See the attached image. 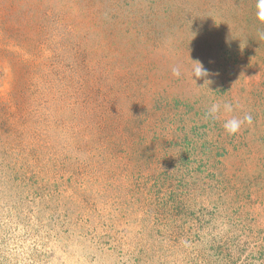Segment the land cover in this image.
<instances>
[{
    "label": "rangeland",
    "instance_id": "obj_1",
    "mask_svg": "<svg viewBox=\"0 0 264 264\" xmlns=\"http://www.w3.org/2000/svg\"><path fill=\"white\" fill-rule=\"evenodd\" d=\"M257 12L0 0V264H264Z\"/></svg>",
    "mask_w": 264,
    "mask_h": 264
},
{
    "label": "clouds",
    "instance_id": "obj_2",
    "mask_svg": "<svg viewBox=\"0 0 264 264\" xmlns=\"http://www.w3.org/2000/svg\"><path fill=\"white\" fill-rule=\"evenodd\" d=\"M257 7H258V12H257L258 19L264 22V0H257ZM191 61L193 62L191 68L189 69L191 80L195 84H196V79H200V78H204V82L205 81L210 82L208 78H210L213 75L212 71L208 68H205L202 62L198 60H191ZM181 74L182 72L180 66H174L172 68L173 76L180 77ZM194 77L196 79H194ZM221 107H223V111L225 113H231L233 111V106L230 103H224L222 106L220 103H214L208 109V115L213 119L218 118V114L221 111ZM252 122H253V118L251 114H245L243 118H238L236 116H233L230 119L225 120V122L223 123V128L228 135H234L240 131L241 127L244 124L251 125Z\"/></svg>",
    "mask_w": 264,
    "mask_h": 264
}]
</instances>
